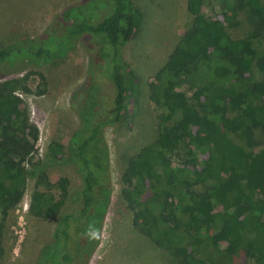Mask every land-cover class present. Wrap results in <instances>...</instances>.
Listing matches in <instances>:
<instances>
[{
    "label": "trees",
    "instance_id": "obj_1",
    "mask_svg": "<svg viewBox=\"0 0 264 264\" xmlns=\"http://www.w3.org/2000/svg\"><path fill=\"white\" fill-rule=\"evenodd\" d=\"M206 0H188L191 27L157 72L163 86L161 97L174 111L175 129L134 154L122 174V196L133 213V226L159 246L175 252L183 264H217L199 255L207 246L228 254L233 264H264V149L257 150L256 132L264 137V0H241L259 21L253 36L233 38L227 29L237 15L225 13L214 19L204 11ZM89 4L86 5V4ZM64 11L72 36L98 43L91 55L86 83L95 89L77 105L83 126L72 139L67 158L64 145L50 144L52 162L77 167L80 185L69 191L70 180L61 177L51 192L36 190L30 212L38 217L57 215L53 242L59 251L42 257L39 264H88L99 246L112 195L110 150L105 128L119 122L135 94L136 77L123 59L122 48L143 20L134 0H89ZM102 13L98 14V10ZM31 49L38 48L34 40ZM46 42V41H45ZM221 66V67H220ZM224 68L225 75L217 70ZM34 90L25 79L0 81V215H7L22 200L29 178L47 179L46 163L36 159L40 128L18 93H45V75ZM192 82L190 97L177 88ZM111 92L105 94L103 85ZM92 88V91H93ZM183 141L195 157L185 163L183 174L165 153ZM53 191V190H52ZM163 198L171 215L152 213L148 201ZM163 223L181 233L183 243L155 239L151 226ZM93 224L100 231L95 240L85 231ZM4 224L0 222V255ZM222 244H227L222 248ZM233 247L230 251L229 248ZM53 256V257H51ZM58 258V259H56Z\"/></svg>",
    "mask_w": 264,
    "mask_h": 264
},
{
    "label": "rangeland",
    "instance_id": "obj_2",
    "mask_svg": "<svg viewBox=\"0 0 264 264\" xmlns=\"http://www.w3.org/2000/svg\"><path fill=\"white\" fill-rule=\"evenodd\" d=\"M88 1L0 0V81L24 78L36 91L42 82L40 75H45L44 94H28L23 90H18V93L27 102L32 120L40 128L36 159L46 163L43 172L47 174L43 181L29 178L20 203L7 215H0V222L5 226L0 264H39L42 257L46 260L53 252L60 257L59 251H51L49 247L53 242L57 215L35 216L30 212V202L36 190L48 191L49 188L59 198V190L53 185L61 177L69 178L70 192L81 183L75 165L52 162L50 144L53 141L62 143L63 156L67 158L71 141L83 126L75 107V93H78L79 105L83 93L90 97L95 92L90 83H86V77L91 55L97 51L98 43L88 34L83 37L70 35L67 31L69 20L64 14L68 8ZM134 2L143 20L123 46L122 56L135 74V94L131 95L122 119L105 128L111 157L112 195L101 242L88 264H183L175 252L159 246L154 238L146 237L135 229L133 213L121 191L122 174L131 157L155 141L164 128L175 129V113L161 97L163 86L156 75L191 27L193 15L188 9V0ZM239 2L241 0H206L204 4V11L214 19H224L225 13L232 14L231 7L236 5L237 15L227 26L229 34L236 39L253 36L260 24L246 7H239ZM86 5L89 6L88 3ZM101 10L98 14L102 13ZM30 40H34L38 48L32 50ZM225 73L223 67L217 70L219 76ZM103 89L105 94L111 92L109 83H104ZM177 90L192 97L197 86L188 82ZM256 142L257 150L264 149V137L260 131L256 132ZM165 153L183 174L188 173L185 163L195 155L183 141ZM147 203L153 214L171 215L163 198ZM151 229L155 239L166 238L179 246L183 243V235L163 223L153 225ZM226 246L222 244V248ZM229 250L232 251L233 247ZM198 254L211 257L217 264H233L230 255L215 253L207 246L201 247Z\"/></svg>",
    "mask_w": 264,
    "mask_h": 264
},
{
    "label": "clouds",
    "instance_id": "obj_3",
    "mask_svg": "<svg viewBox=\"0 0 264 264\" xmlns=\"http://www.w3.org/2000/svg\"><path fill=\"white\" fill-rule=\"evenodd\" d=\"M100 234H101L100 231L98 229H96L93 224H90L88 229L85 231L84 235L89 240H95V239H98L100 237Z\"/></svg>",
    "mask_w": 264,
    "mask_h": 264
}]
</instances>
